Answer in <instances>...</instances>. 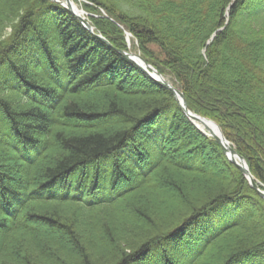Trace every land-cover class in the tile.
Returning a JSON list of instances; mask_svg holds the SVG:
<instances>
[{"label": "trees", "instance_id": "1", "mask_svg": "<svg viewBox=\"0 0 264 264\" xmlns=\"http://www.w3.org/2000/svg\"><path fill=\"white\" fill-rule=\"evenodd\" d=\"M75 2L111 45L58 2L0 0V264H264V198L118 51L264 188V0Z\"/></svg>", "mask_w": 264, "mask_h": 264}, {"label": "water", "instance_id": "2", "mask_svg": "<svg viewBox=\"0 0 264 264\" xmlns=\"http://www.w3.org/2000/svg\"><path fill=\"white\" fill-rule=\"evenodd\" d=\"M63 4L65 7L70 9L80 20L81 22L91 31L94 32L98 37H100L107 44L111 45L110 42L100 33L94 31L93 25L89 22L88 18L85 15V10L82 9V12L77 11L74 6L73 0H55ZM130 33L128 34V41ZM121 54L126 56L128 59L134 61L139 67L145 71L152 79L156 80L158 83L164 85L166 88L170 89L178 104L182 110L189 116V118L198 126L202 124L205 128L208 129L209 133L221 144L223 150L227 154L229 160L233 162L246 176L249 180L251 186H253L258 193L264 197V189L261 188L258 182L255 180L254 175L252 174L249 165L243 155H241L237 149L231 144L230 140L225 136L221 127L212 119L202 116L187 106V101L182 90L175 86L172 82L167 80L154 66L149 64L139 53H134L132 51L118 50ZM215 127L218 132L215 131ZM201 128V127H200Z\"/></svg>", "mask_w": 264, "mask_h": 264}, {"label": "rangeland", "instance_id": "3", "mask_svg": "<svg viewBox=\"0 0 264 264\" xmlns=\"http://www.w3.org/2000/svg\"><path fill=\"white\" fill-rule=\"evenodd\" d=\"M155 47V46H154ZM167 118L169 120H167ZM171 122V118L166 114H163L160 118L159 123L156 126L157 129V133H156V137L155 138H151L147 143H146V148L152 151L151 154V158L149 161H147L146 163H141L139 164V166L142 168V172L146 171L147 167L152 164L157 156L158 153L160 151L161 145H162V136H166L168 134V127L170 125ZM112 161L111 156H108L106 158L102 159L101 162V167L106 171V169L108 168V163ZM78 175H79V170L75 171L68 179H71L73 182L76 181L78 179ZM63 179H60L59 182H61ZM128 186V185H125ZM190 191V190H189ZM162 199V198H160ZM175 209V208H174ZM38 228L40 229L41 232L45 233L46 235H48L49 233V229L40 224V223H36Z\"/></svg>", "mask_w": 264, "mask_h": 264}, {"label": "bare ground", "instance_id": "4", "mask_svg": "<svg viewBox=\"0 0 264 264\" xmlns=\"http://www.w3.org/2000/svg\"><path fill=\"white\" fill-rule=\"evenodd\" d=\"M74 6H75V9H77V11H79V12L83 13V12H82V8H81V6H80V5H78L77 3H75V2H74ZM201 127H203V126L201 125ZM215 131H217V132H218V130H217V128H216V127H215Z\"/></svg>", "mask_w": 264, "mask_h": 264}]
</instances>
